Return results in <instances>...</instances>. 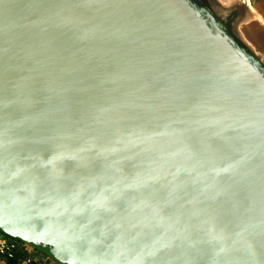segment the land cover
<instances>
[{"label":"water","instance_id":"95a60500","mask_svg":"<svg viewBox=\"0 0 264 264\" xmlns=\"http://www.w3.org/2000/svg\"><path fill=\"white\" fill-rule=\"evenodd\" d=\"M215 1L0 0L2 236L264 264V64Z\"/></svg>","mask_w":264,"mask_h":264},{"label":"rangeland","instance_id":"374dc122","mask_svg":"<svg viewBox=\"0 0 264 264\" xmlns=\"http://www.w3.org/2000/svg\"><path fill=\"white\" fill-rule=\"evenodd\" d=\"M218 2L231 9L229 13L221 16L224 24L230 28L237 40L252 50L264 64V0H250L253 10L259 16L253 15L252 11L247 12L246 0H218ZM215 3L219 4L217 0ZM231 15L233 17L229 19ZM32 251L36 254L35 258H49L51 263L58 264L44 249L32 247Z\"/></svg>","mask_w":264,"mask_h":264},{"label":"built area","instance_id":"2783aa9c","mask_svg":"<svg viewBox=\"0 0 264 264\" xmlns=\"http://www.w3.org/2000/svg\"><path fill=\"white\" fill-rule=\"evenodd\" d=\"M16 243L12 239L0 235V259L10 260L15 259L16 264H53L50 260H41L35 258L33 255L24 257H15Z\"/></svg>","mask_w":264,"mask_h":264},{"label":"trees","instance_id":"16d2710c","mask_svg":"<svg viewBox=\"0 0 264 264\" xmlns=\"http://www.w3.org/2000/svg\"><path fill=\"white\" fill-rule=\"evenodd\" d=\"M5 237L15 241V243H16L15 257H24L27 255H33L34 254L32 251L31 245L25 244L22 241H20L19 239H13V238H10L8 236H5ZM33 248H36V247H33ZM33 256H36V254H34ZM40 259L42 260V258H40ZM48 260H49V258H48ZM6 263L7 264H16V261H15V259H10V260H7Z\"/></svg>","mask_w":264,"mask_h":264},{"label":"crops","instance_id":"0c3cea01","mask_svg":"<svg viewBox=\"0 0 264 264\" xmlns=\"http://www.w3.org/2000/svg\"><path fill=\"white\" fill-rule=\"evenodd\" d=\"M246 1H247V2H246L247 5H246V4H245V5L247 6V12H248V11H252V12H253V15L256 14V16H259V15H257L256 11L253 10V8H252V6H251V2H250V0H246ZM248 3H249V5H248ZM42 259H43V260H46L47 258H42ZM0 264H7V263H6L5 260H1V259H0Z\"/></svg>","mask_w":264,"mask_h":264}]
</instances>
